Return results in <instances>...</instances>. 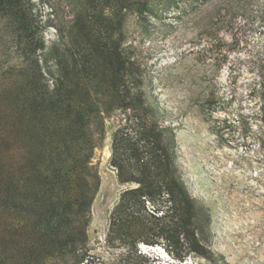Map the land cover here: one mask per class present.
Returning <instances> with one entry per match:
<instances>
[{
	"label": "rangeland",
	"instance_id": "374dc122",
	"mask_svg": "<svg viewBox=\"0 0 264 264\" xmlns=\"http://www.w3.org/2000/svg\"><path fill=\"white\" fill-rule=\"evenodd\" d=\"M230 1L22 0L26 33L38 40L25 61L21 53L28 48L0 18V251L16 250L17 233L10 226L31 224L39 198L53 204L59 192L64 205L75 197L59 181L52 189L51 166L43 157L49 145L71 138L69 121L65 114L45 115L26 105L32 90L19 75L37 78L32 89L51 90V53L76 44L72 51L85 67L76 81L78 95L89 92L108 103L106 59L91 47L115 42L122 60L141 76L148 117L170 154L192 216L181 220L182 207L165 191L138 198L143 214L155 219L144 222L151 234L132 225L140 254L134 263L168 264L153 248L169 264H264V0ZM91 65L95 73L87 69ZM104 118L102 147L91 160L100 182L87 237L90 255L114 263L125 258V246L108 232L110 214L123 191L137 185L120 183L111 145L125 129L135 139V119L130 109L117 106Z\"/></svg>",
	"mask_w": 264,
	"mask_h": 264
},
{
	"label": "trees",
	"instance_id": "16d2710c",
	"mask_svg": "<svg viewBox=\"0 0 264 264\" xmlns=\"http://www.w3.org/2000/svg\"><path fill=\"white\" fill-rule=\"evenodd\" d=\"M21 1L0 0V18L6 20V27L11 31L9 33L28 48L25 52L27 55L21 53L25 61L28 60L26 58L28 55L30 57L34 54L38 40L30 38L31 35L26 33L29 24L24 17ZM223 2L232 3L230 0ZM2 38L3 35L0 34V40ZM72 47L74 50L78 46L69 44L65 51L60 53L54 49L51 53L54 73L47 70V73L53 76L51 90L47 87L44 92L37 88L32 89L34 85L31 83L37 80L33 74L23 72L19 78L26 81L27 88L32 90L26 93V105L32 106L33 111L45 115L65 114L69 121L67 129L71 132V138L66 144L53 143L51 147L49 145L47 150L49 154L43 155L45 150L41 155L51 166L48 171L50 182H47L52 185V189L57 188L59 181L66 184L67 189L72 190L75 197L73 201L64 205H61L62 202L59 200L60 196L57 194L59 192L53 197V204H50L53 199L43 201L39 198L40 201L37 206L34 205L31 216L27 213L32 217L31 224L10 226L17 233H15L17 236L13 237L15 245L12 247L16 250L11 249V252L7 249L1 250L0 264H136L134 260L140 258V254L135 251L137 239L136 234L130 231L132 225L140 224L143 229H147L148 234H151L153 230L146 228L144 222L149 223V218L155 219L152 213L146 216L143 214L144 210L138 198H151L155 193L162 191L166 192L174 205L182 207L181 220L184 221L183 218L190 220L192 217L190 202L174 178L170 154L161 142L155 122L148 117L151 112L144 105L142 79L135 73L133 64L129 62L126 64L122 60L115 42L111 43L110 47L99 45L91 47L95 56H105L104 62L107 66L104 68L103 76L106 81L103 84L111 89L112 96L108 103L100 102L89 92L82 98L79 96V83L76 81L80 79L79 76L85 67L76 58ZM68 50L72 51L69 57L66 56ZM87 69L95 73L96 66L91 65ZM40 72L41 70L39 79H42ZM116 106L121 110L130 109L133 113L135 139L129 137L127 129L124 130L126 132L116 133L112 139L110 162L117 170L120 183H135L137 187L123 191L110 214L108 232L116 235L118 242L125 246V258H119L114 263H105L103 259L90 255L88 249L87 227L90 222V207L100 182L97 169L91 160L94 149L102 147L104 116L112 112ZM78 133L80 135H76ZM39 178H42V175H39ZM42 180L41 183L46 181L45 178ZM41 197L43 198L42 195ZM183 225L182 222L180 227ZM167 242L170 244L168 247L174 243L169 239Z\"/></svg>",
	"mask_w": 264,
	"mask_h": 264
},
{
	"label": "clouds",
	"instance_id": "9594fccd",
	"mask_svg": "<svg viewBox=\"0 0 264 264\" xmlns=\"http://www.w3.org/2000/svg\"><path fill=\"white\" fill-rule=\"evenodd\" d=\"M164 254V253H163ZM166 257H168L166 254H164ZM170 260V259H169ZM171 261V260H170Z\"/></svg>",
	"mask_w": 264,
	"mask_h": 264
}]
</instances>
